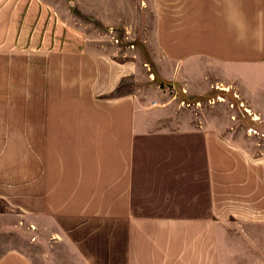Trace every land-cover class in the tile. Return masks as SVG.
Wrapping results in <instances>:
<instances>
[{
    "label": "crops",
    "instance_id": "0c3cea01",
    "mask_svg": "<svg viewBox=\"0 0 264 264\" xmlns=\"http://www.w3.org/2000/svg\"><path fill=\"white\" fill-rule=\"evenodd\" d=\"M127 1L0 0V233L24 227L29 246L0 264H264V153L243 150L233 124L206 111L233 81L245 112L264 115V74L253 73L264 0H206L217 7H206L200 74L158 55L168 70L143 86L145 62L105 55L72 22L113 26ZM211 34L237 73H211L228 56L210 55Z\"/></svg>",
    "mask_w": 264,
    "mask_h": 264
},
{
    "label": "rangeland",
    "instance_id": "374dc122",
    "mask_svg": "<svg viewBox=\"0 0 264 264\" xmlns=\"http://www.w3.org/2000/svg\"><path fill=\"white\" fill-rule=\"evenodd\" d=\"M225 1L227 5L233 3L232 0ZM120 4L124 7L126 15L109 19L113 21V26L103 27L97 19L83 16L72 19V22L81 27L105 55H112L120 62H145L143 65H137L136 73L139 79L137 83L140 86L147 85L148 75H157V69L168 70V66H155L152 63V60L158 55L173 56L182 61L186 60L188 70L194 74H200L203 61L202 47L207 39V36L205 39L203 32L205 14L209 13L206 7L208 4H214L217 7V3H209L206 0H144L142 2L130 0ZM226 28L223 27L225 32L218 37L222 41L228 39L232 45V27L229 30ZM208 38L211 56L218 58V53L222 56L224 53L228 55L221 60H211V73H223L227 76L237 73L238 66L234 64L233 51L218 50L217 45H214L218 42H216L217 37L211 34ZM159 42L163 49L157 50L155 45ZM170 42H172V47L173 43H176L177 46L171 48ZM253 73L255 75L264 74V65H255ZM156 80L159 81L157 77ZM133 86L134 82L130 79L125 82L123 90L132 91L134 90ZM221 86H223L221 89H225L226 96L220 99L219 110H214L213 105L209 103V108L207 107L206 111L210 110L211 118L214 120L219 119L233 124L234 128L228 132L229 136L235 138L243 150L252 154L257 153V155L264 153V115L245 112L234 97L233 81L223 82ZM208 96L195 97L193 102L195 104V100L206 101L207 98H211L212 94ZM196 109L194 119L199 121L201 108ZM179 118L185 120L186 116ZM170 201L175 205H183V201L176 198V194L172 195ZM25 238L24 227H20L18 234L15 235L0 233V254L11 247L26 250V247L29 246H27ZM30 249L32 248L30 247ZM52 262L65 264L63 259L58 256H55Z\"/></svg>",
    "mask_w": 264,
    "mask_h": 264
}]
</instances>
